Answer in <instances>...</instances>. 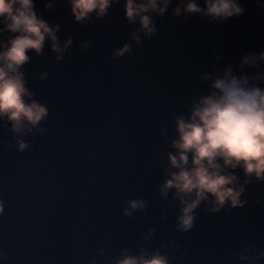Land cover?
I'll return each mask as SVG.
<instances>
[{"label": "water", "instance_id": "1", "mask_svg": "<svg viewBox=\"0 0 264 264\" xmlns=\"http://www.w3.org/2000/svg\"><path fill=\"white\" fill-rule=\"evenodd\" d=\"M47 3L36 0L35 7L61 25V40L71 35L73 42L62 60L48 38L41 54L29 50V87L49 106L48 131L29 134L31 146L19 152L5 147L13 137L0 121V247L9 252L0 264H87L101 246L117 251L128 242L138 250L149 228L156 230L149 241L163 240L172 264H236L233 251L243 243L264 248V184L247 185L243 208L209 213L202 204L194 228L180 232L171 192L159 193L157 155L159 126L204 83L198 73L212 51L222 67L240 50L264 47V11L247 0L245 13L225 24L168 17L152 39L141 34L139 46L132 40L130 55L112 57L135 27L123 18L122 0L87 25L72 19L67 0ZM125 198L148 203L129 218Z\"/></svg>", "mask_w": 264, "mask_h": 264}, {"label": "clouds", "instance_id": "2", "mask_svg": "<svg viewBox=\"0 0 264 264\" xmlns=\"http://www.w3.org/2000/svg\"><path fill=\"white\" fill-rule=\"evenodd\" d=\"M119 2L67 0L72 19L81 25L105 19L112 5ZM253 2L259 11H264V0ZM52 3L48 0L44 7L51 8ZM246 3L247 0H122L123 18L135 27L132 39L125 40L111 55H130L132 40L139 46L141 34L144 40L152 39L159 30L158 21L168 17L184 23L198 15L211 24H225L243 15ZM35 4L36 0H0V121L5 122L13 137L4 142L5 147L11 144L19 152L31 146L29 134L34 137L37 132L48 131L43 122L50 114L48 104L29 87V50L41 54L48 38L56 59L62 60L73 42L71 35L61 40V25L50 23ZM260 38L264 39V33ZM210 57L211 63L198 73L199 81L204 83L191 92L181 110L173 111L170 120L158 128L162 148L157 155L163 167L159 193L167 197L171 192L178 209L175 228L184 233L197 224V209L202 204L209 213L243 208L248 202V196L243 195L249 191L247 185L264 184V47L240 50L222 67L215 61L223 57L215 50ZM123 203L128 206L122 208V215L130 218L148 201L125 198ZM5 210L6 200L0 194V215ZM155 232V228H149L142 237L147 243L138 241L136 251L128 242L117 251L101 246L87 264H172L163 240L159 244L149 241ZM8 257V250L0 247V262H7ZM233 257L236 264H264V248H256L248 241L233 251Z\"/></svg>", "mask_w": 264, "mask_h": 264}]
</instances>
